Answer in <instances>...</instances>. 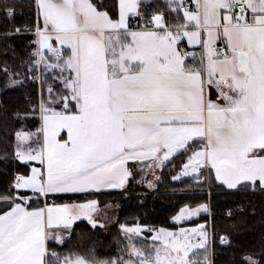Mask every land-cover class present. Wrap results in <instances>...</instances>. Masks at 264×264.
<instances>
[{"label": "snow or ice", "instance_id": "6c2138e0", "mask_svg": "<svg viewBox=\"0 0 264 264\" xmlns=\"http://www.w3.org/2000/svg\"><path fill=\"white\" fill-rule=\"evenodd\" d=\"M33 3L36 22L24 29L34 36L27 71L41 80L39 111L32 108L40 127L16 132L15 156L39 160L41 167L17 172L0 196L6 204L0 210V264H205L207 222L174 230L121 223L125 248L118 255L98 258L92 251L61 258L49 241L63 243L82 216L95 228L97 201L46 198L123 188L132 175L129 162L143 172L183 153L173 180L185 175L210 183L214 176L228 189L264 191V0H118L112 12L93 0ZM0 11L14 17L15 0H3ZM41 68L50 80L41 79ZM3 70L11 84L24 79ZM64 130L67 138L61 139ZM33 135L39 148L25 149ZM196 140L201 143L193 149L189 142ZM201 210L208 204H185L172 219ZM145 230L152 233L151 247L136 242L147 240ZM242 264L258 262L247 255Z\"/></svg>", "mask_w": 264, "mask_h": 264}, {"label": "trees", "instance_id": "16d2710c", "mask_svg": "<svg viewBox=\"0 0 264 264\" xmlns=\"http://www.w3.org/2000/svg\"><path fill=\"white\" fill-rule=\"evenodd\" d=\"M116 1L93 0V3L109 10ZM15 3L14 17L5 16L0 11V196L7 194L6 189L17 172L27 174L29 171V164L15 156L16 132L35 131L39 127L38 115L32 114V108L39 105L41 85L30 81L36 72L27 71V61L35 46L32 43L34 36L15 32L16 27L22 30L24 25H33L34 7L31 0H15ZM158 3L163 4V0H158ZM5 67L10 72L19 73L16 78L24 77L23 81L13 88L6 87L8 75L3 70ZM43 94L46 99V84ZM189 143L194 149L201 142ZM187 154H174L153 171L145 169L142 172L141 168H134L124 188L118 190L52 196L55 203L88 200H96L99 205L118 203L119 210L115 222L108 229L101 226L93 228L86 220H78L63 243L49 242V247L61 258L72 253L88 255L92 251L98 258H106L118 255L125 248L124 234L119 227L121 223L131 225L139 222L174 230L207 222L211 241L205 264H242L247 255H252L258 264H264V191L250 187L228 189L214 178L210 183H197L195 177L185 175L173 180L181 173L180 165ZM202 175L206 177L204 170ZM147 181H152L154 186L150 187ZM201 203L208 204L209 210L179 224L172 221L185 204L194 208ZM0 210H6L3 200H0ZM151 235L145 230L143 237L147 240H137L138 246H150ZM221 236L226 237L227 242L222 243ZM199 258H204L202 249L199 250Z\"/></svg>", "mask_w": 264, "mask_h": 264}, {"label": "rangeland", "instance_id": "374dc122", "mask_svg": "<svg viewBox=\"0 0 264 264\" xmlns=\"http://www.w3.org/2000/svg\"><path fill=\"white\" fill-rule=\"evenodd\" d=\"M118 2V1H117ZM113 11V8H111L110 9V12H112ZM115 15H117L118 16V9L115 11ZM16 79V78H15ZM5 83H6V85H7V87L8 88H13V87H15V86H17L18 84H11L10 83V79H9V76H7V78H6V81H5ZM36 131V130H35ZM35 131L34 130H28V131H21V132H27V133H35ZM18 143V140H17V137H16V144ZM23 145H24V147H25V149H27L28 147H31V148H35V147H38V143L36 142V137L33 135L32 136V138H31V140L30 141H24L23 142ZM134 168H136V169H139L140 167L137 165H134ZM180 169H182V167L180 166ZM150 170H154V169H150ZM204 171H205V176L207 177L208 175H209V170L208 169H204ZM151 173V172H150ZM152 175V174H151ZM100 208L101 209H99L98 211H97V213H95L94 214V216L97 218V216H99V215H101V217H98V219H101V220H99V222H101L104 226H103V228L104 229H108L109 227H110V225H112L115 221V217L117 216V213H118V210H119V205H118V203H105V204H103V205H101L100 206ZM202 212H204L203 210H201L198 214H196V215H194V216H185V217H183L181 220H179V221H174L173 219H172V221L173 222H175V223H181V222H183V221H186V220H189V219H192V218H196L200 213H202ZM179 213V212H178ZM177 213V214H178ZM176 214V215H177ZM80 219H85V220H87V218L86 217H80ZM80 219H78V220H80ZM78 220H76V221H78ZM76 221H74L73 222V224L76 222ZM88 221V220H87ZM89 222V221H88ZM203 224V223H202ZM200 225V224H199ZM73 226V225H72ZM98 226V225H97ZM197 226V225H196ZM192 227H195V226H192ZM192 227H189L188 229H190V228H192ZM70 233H71V230H70V232H69V234L67 235V236H65V238H67L69 235H70ZM151 238H152V235L150 236V238H149V240H151ZM50 241H55V240H50ZM55 242H57V241H55ZM57 243H60V242H57ZM148 247H151V245L150 246H148Z\"/></svg>", "mask_w": 264, "mask_h": 264}, {"label": "crops", "instance_id": "0c3cea01", "mask_svg": "<svg viewBox=\"0 0 264 264\" xmlns=\"http://www.w3.org/2000/svg\"><path fill=\"white\" fill-rule=\"evenodd\" d=\"M16 1H18V0H16ZM20 1V0H19ZM32 1V4H33V7H34V3H33V0H31ZM118 1V0H117ZM116 1V2H117ZM0 3H3V0H0ZM108 11H110V9L108 10ZM130 19H131V17H130ZM35 22H36V16H35V7H34V23L33 24H35ZM25 26V25H24ZM17 33V32H16ZM20 33H23V34H31L30 32H27L25 29L23 30V28H22V30H21V32H19V33H17V34H20ZM32 35V34H31ZM185 45H186V41H185ZM182 47H184V45H182ZM189 52H192V51H199V48L198 47H196V48H193L192 46H187V48H186ZM189 62H191V60H189ZM39 72H40V75H41V79L42 78H47V79H49L50 80V77H47V74L46 73H44L43 72V69L41 68L40 70H39ZM37 73V72H36ZM35 73V74H36ZM7 78V77H6ZM14 78H16V77H14ZM17 79V78H16ZM17 80H19V79H17ZM5 81H6V79H5ZM6 84V83H5ZM19 84V83H18ZM6 87H7V85H6ZM39 111V110H38ZM38 119H39V117H38ZM39 127H40V119H39ZM60 138L61 139H66L67 138V133H66V130H64L62 133H61V136H60ZM40 143H42V136H41V140H40ZM39 146L40 145H38V147H35V148H39ZM24 163H26V164H29V171H28V173L27 174H30V171H31V168L32 167H36V168H40L41 167V162L39 161V160H34V161H23ZM134 165H136L137 166V164H135V163H133V162H129V167H130V169H131V171L133 172V169H134ZM155 168H157V167H155ZM154 168V169H155ZM213 178H214V176H213ZM125 185H126V183H125ZM124 185V186H125ZM124 186H123V188H124ZM226 187V186H225ZM238 188H240V187H238ZM237 188V189H238ZM257 188H259V187H257ZM118 189H121V188H116V189H103V190H118ZM103 190H99V191H103ZM21 192H27V194L26 195H22V193ZM88 192H98L97 190H89ZM77 193H86V192H77ZM20 194L22 195V196H29V195H31V190H20ZM60 194H64V193H60ZM54 195H58V194H54ZM54 195H50L49 197H47L46 199H47V202L48 201H53V198H51L52 196H54ZM45 202V197H41L40 198V200H39V205H43V203ZM31 203L33 204V206H36L37 205V201H36V199H35V197H33V199H32V201H31ZM75 203H82V202H75ZM100 206L101 205H99L98 203H97V210H96V212L95 213H97V211L99 210V209H101L100 208ZM94 213V214H95ZM98 217H101V215H99V216H97V220L99 221V220H101V219H98ZM116 218V217H115ZM193 219V218H192ZM80 220H85V219H80ZM190 220V219H189ZM87 221V220H86ZM115 221V220H114ZM88 222V221H87ZM178 224V223H177ZM98 226H101V227H103L104 225L101 223V222H99L98 224H97ZM49 242H55V241H49ZM55 243H57V242H55Z\"/></svg>", "mask_w": 264, "mask_h": 264}, {"label": "built area", "instance_id": "2783aa9c", "mask_svg": "<svg viewBox=\"0 0 264 264\" xmlns=\"http://www.w3.org/2000/svg\"><path fill=\"white\" fill-rule=\"evenodd\" d=\"M131 20H132V23L134 24L135 22H136V20L135 19H133V18H131ZM23 28V30H24V26L22 27ZM187 50V49H186ZM188 51V50H187ZM34 75H37V73L36 74H34ZM32 77V76H31ZM31 77H30V81L33 83V84H36L37 86H40L41 85V80L40 79H37V80H32L31 79ZM39 106V105H38ZM36 107L38 110H39V107ZM182 165L183 164H181L180 166L182 167ZM51 202H53V201H48V203H51ZM221 240V239H220ZM210 241H211V235L209 234V244H210Z\"/></svg>", "mask_w": 264, "mask_h": 264}]
</instances>
